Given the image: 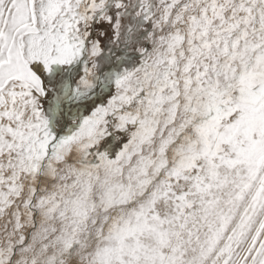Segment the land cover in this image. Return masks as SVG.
Here are the masks:
<instances>
[{
    "label": "snow or ice",
    "instance_id": "6c2138e0",
    "mask_svg": "<svg viewBox=\"0 0 264 264\" xmlns=\"http://www.w3.org/2000/svg\"><path fill=\"white\" fill-rule=\"evenodd\" d=\"M0 264H264V0H0Z\"/></svg>",
    "mask_w": 264,
    "mask_h": 264
}]
</instances>
